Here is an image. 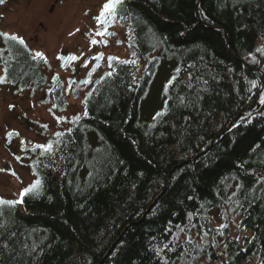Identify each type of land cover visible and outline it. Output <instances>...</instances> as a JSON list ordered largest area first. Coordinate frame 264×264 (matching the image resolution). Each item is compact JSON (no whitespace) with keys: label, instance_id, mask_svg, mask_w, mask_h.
I'll return each mask as SVG.
<instances>
[{"label":"trees","instance_id":"obj_1","mask_svg":"<svg viewBox=\"0 0 264 264\" xmlns=\"http://www.w3.org/2000/svg\"><path fill=\"white\" fill-rule=\"evenodd\" d=\"M109 29L135 63L88 84L0 37V88L42 94L48 120L21 121L53 142L0 205V264H264V0H123Z\"/></svg>","mask_w":264,"mask_h":264},{"label":"rangeland","instance_id":"obj_2","mask_svg":"<svg viewBox=\"0 0 264 264\" xmlns=\"http://www.w3.org/2000/svg\"><path fill=\"white\" fill-rule=\"evenodd\" d=\"M107 0H13L0 9L2 29L22 37L29 47L41 51L54 68L72 76L70 69H64L57 59L64 53L75 54L77 78L88 77L96 66L94 74L100 75L108 69L109 56L119 59L128 57L127 45L117 43L118 38L107 37L108 44L92 45L90 39L97 27L93 17L102 10ZM102 27V26H101ZM79 29V31H76ZM111 31L110 29H108ZM101 40V37H95ZM103 53V59H93ZM87 61L88 67H84ZM1 73V71H0ZM167 76L164 66H159L155 82L151 87L144 106L143 115H148L152 107L153 115L160 112L165 97ZM42 97L38 93L30 99L28 93L14 94L8 86L0 88V197L19 198L20 191L34 181L26 158L28 145L43 144L44 140L38 131L28 129L22 118H32L39 124L48 120L45 107L37 100ZM9 132L19 133L9 137ZM15 173L13 175L12 173Z\"/></svg>","mask_w":264,"mask_h":264},{"label":"snow or ice","instance_id":"obj_3","mask_svg":"<svg viewBox=\"0 0 264 264\" xmlns=\"http://www.w3.org/2000/svg\"><path fill=\"white\" fill-rule=\"evenodd\" d=\"M5 0H0V4H4ZM123 5V0H107L106 3L103 4L102 6V10L99 12V14L95 17H93V19L96 21L97 23V27L94 30V32L92 33V38L90 39V43L92 45H97V44H104L105 46L108 44V39L107 37H112L115 36L116 33L109 31L108 29L110 27H112L116 22H117V9L118 6L122 7ZM120 19H123V17L121 16ZM102 26V27H101ZM76 31H79V29H76ZM101 37V40H97L95 37ZM0 37H3L5 39V41H13L16 42L20 45H23L25 48H27V44L24 41V39L22 37H19L15 34H9V33H4V32H0ZM117 43H122V41H117ZM258 51H261L262 49H257ZM29 52H31V50L29 49ZM134 55V54H133ZM32 59L34 61H43L45 63H47V58L45 57L44 53L41 51H35L34 55L32 56ZM57 59L60 60L62 62L61 66L62 67H67L68 66V62L69 61H75L77 59H79L75 54H68L67 56L61 54L57 56ZM93 59L95 60H100L103 59V53H99L96 56L93 57ZM109 61L112 60H117L120 63H124V64H128V63H135V61H129V60H119L118 57H109L108 58ZM84 67H88V63L87 61L84 62L83 64ZM98 67V65H96ZM111 66V64H110ZM5 75L4 76H0V83H4L7 81V69L5 68ZM106 75L111 76L112 73L109 72ZM89 78L84 79L83 81H81V83L84 84H88L91 82L90 77H91V72H89L88 74ZM173 79H175V77H173ZM53 80H55L56 82H59V75H55L53 77ZM71 83H76V81H72ZM97 83H99V81H97ZM169 83H171V81H169ZM51 90V89H50ZM165 90L167 91V85L165 86ZM92 93H88V95L90 96ZM261 103H264V97L261 98ZM86 114V113H85ZM157 116L163 115L162 112L157 113ZM79 117H75L74 119H78ZM155 118V117H154ZM62 119V118H58ZM44 127L46 128L47 125H44ZM13 134L15 135H19V133H13V132H9L7 135L9 137H11ZM57 136H60L61 133H56ZM40 149L42 154H50L53 151V142L49 141L46 144H37L35 145L34 149ZM0 171H4L3 169H0ZM13 175H15V173H12ZM35 175V173H34ZM42 184V181L40 179H35L30 185H28L27 187H24L20 193H19V199L17 200H4L3 198H0V205H8V206H15L18 203H22L24 200V197L26 195H29L31 193H33V191L35 189H37L38 187H40Z\"/></svg>","mask_w":264,"mask_h":264}]
</instances>
